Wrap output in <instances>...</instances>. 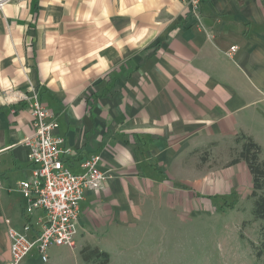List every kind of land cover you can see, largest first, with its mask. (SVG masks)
<instances>
[{
    "label": "crops",
    "instance_id": "1",
    "mask_svg": "<svg viewBox=\"0 0 264 264\" xmlns=\"http://www.w3.org/2000/svg\"><path fill=\"white\" fill-rule=\"evenodd\" d=\"M34 2L0 11V264L8 229L29 218L34 238L45 219L25 216L19 188L33 176L32 90L74 151L68 168L98 154L108 174L79 205L74 248L51 246L46 263L34 250L33 264H86L84 246L127 264L132 246L154 252L160 237L166 252L189 221L250 203L251 172L230 160L241 133L264 159V0H202V29L184 0Z\"/></svg>",
    "mask_w": 264,
    "mask_h": 264
},
{
    "label": "built area",
    "instance_id": "2",
    "mask_svg": "<svg viewBox=\"0 0 264 264\" xmlns=\"http://www.w3.org/2000/svg\"><path fill=\"white\" fill-rule=\"evenodd\" d=\"M10 0H0V11ZM186 21L198 28L201 22L202 0H184ZM231 46L227 54H231ZM30 110L31 132L23 140L28 149L27 157L32 165L30 180L19 182V188L27 199L25 216L35 210L44 211L45 219L36 237L28 235V219L22 230L8 229L10 239V259L5 264H33L28 257L36 251L41 263L48 261L51 246L74 248L77 232L79 205L86 190L97 189L108 177L99 168L100 156L92 154L80 163L81 170L72 172L66 161L74 154L65 144L62 136L56 134L58 122L53 112L41 101L38 93L32 90L21 96Z\"/></svg>",
    "mask_w": 264,
    "mask_h": 264
},
{
    "label": "rangeland",
    "instance_id": "3",
    "mask_svg": "<svg viewBox=\"0 0 264 264\" xmlns=\"http://www.w3.org/2000/svg\"><path fill=\"white\" fill-rule=\"evenodd\" d=\"M24 1L10 0L6 4ZM28 1L32 4L35 0ZM252 207L253 199L250 203L248 200L239 203L237 210H230L228 215L212 218L204 213L200 219L189 221L180 235L172 236L166 252L160 237H157L159 243L155 242L154 252H150L149 245L147 248L132 246L130 254L137 260L133 261L131 255L127 264H264V236L259 239L258 235L262 222L252 218ZM262 228L264 233V226ZM249 240L257 244L254 250H262L260 259L255 256ZM151 256L155 257V262L149 259ZM71 264L81 263L73 258Z\"/></svg>",
    "mask_w": 264,
    "mask_h": 264
},
{
    "label": "trees",
    "instance_id": "4",
    "mask_svg": "<svg viewBox=\"0 0 264 264\" xmlns=\"http://www.w3.org/2000/svg\"><path fill=\"white\" fill-rule=\"evenodd\" d=\"M38 0H35L36 7ZM235 142L240 144L238 149L233 150V155L230 163H236L244 160L252 175V189L250 197L253 199L252 218L260 220L262 223L259 228V239L263 235L264 226V159L261 157V146L255 142L250 136L245 134H238L235 137ZM245 222H243L244 224ZM241 237L243 235L241 234ZM264 238V237H263ZM251 248L254 250L257 244L253 240H249ZM264 245V239L262 240ZM255 256L260 259L262 250H254ZM81 257L86 264H108L109 253L100 250L98 247L84 246L80 251Z\"/></svg>",
    "mask_w": 264,
    "mask_h": 264
}]
</instances>
